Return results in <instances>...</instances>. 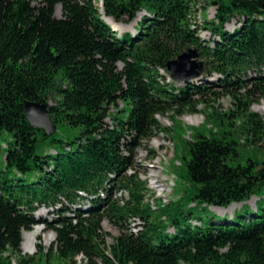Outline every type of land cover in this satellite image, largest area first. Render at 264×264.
Segmentation results:
<instances>
[{
	"label": "trees",
	"instance_id": "16d2710c",
	"mask_svg": "<svg viewBox=\"0 0 264 264\" xmlns=\"http://www.w3.org/2000/svg\"><path fill=\"white\" fill-rule=\"evenodd\" d=\"M197 2L0 0V264H37L20 251L22 232L37 224L55 233L35 253L44 264H77L79 256L80 264H264V161L231 166L232 141L196 133L182 152L187 187L157 213L145 205L141 184L124 175L142 142L180 131V125L162 128L157 115L196 112L192 96L209 89L175 87L163 73L168 60L190 47L203 60L205 77L215 73L222 87L246 89L232 94L244 145L264 139V119L250 110L255 98H264V0H209L215 14L201 24ZM140 12L135 33L118 35L108 21L130 22ZM233 18L238 25L227 30ZM199 28L213 36L201 39ZM24 100L47 105L54 134L31 127ZM117 101L123 106L111 113ZM226 118L229 124L237 115L229 110ZM59 127L78 134L63 141ZM116 187L129 199H113ZM253 197L249 211L244 205ZM233 204L241 208L229 219L203 223L191 212ZM41 207L55 217L35 220ZM134 219L145 222L136 234L127 225ZM103 220L120 231L111 245Z\"/></svg>",
	"mask_w": 264,
	"mask_h": 264
},
{
	"label": "rangeland",
	"instance_id": "374dc122",
	"mask_svg": "<svg viewBox=\"0 0 264 264\" xmlns=\"http://www.w3.org/2000/svg\"><path fill=\"white\" fill-rule=\"evenodd\" d=\"M206 2H209V0H198L197 2V24H201L204 18L206 20H212L214 17L215 6ZM54 13L57 17L61 16L60 5L55 7ZM142 13L143 12L138 13L135 19L126 23L114 22L111 19L108 20L111 27L118 35L123 32L135 33L136 22L139 20ZM237 25V18H233L230 22L225 24V28L227 30H232ZM198 35L203 40H209V38L213 36V33L208 29L199 28ZM121 66V63H117L118 68H121ZM163 73L165 74L166 72ZM202 76L201 79H195L192 83L208 86L209 89L204 91L205 94L203 96H192V100H195L194 102L197 104L196 112L184 111L181 115H175L174 118H172L169 112L164 115V117H161V115H157L156 117L162 128H171L174 130L177 125H180L178 126L180 127V131H175L176 133L173 132L170 134L164 132L156 133L150 140L142 142L140 147L132 151L133 166L124 175L126 177H134V180L141 184V187L145 190L144 203L153 210V213H157V209L162 206L171 205L173 202L177 201L183 194L184 189H186L187 184L180 176L182 152L184 151L186 143L195 139L196 133L209 139L220 140L226 137V139L232 141L236 146L237 156H233L228 162L231 166L242 165L247 160L256 162L264 161V139L258 143H254L253 147L244 145L245 137L244 134H242L243 123L240 118L241 113L236 112L240 104L233 98L232 94H240L245 92L246 89L222 87L219 82V75L215 73L209 77H205V74ZM166 78L169 80L168 76H166ZM182 85H184L182 82H174L175 87H180ZM200 98H203L202 100L205 101H199ZM49 103L53 104V101L49 100ZM122 106V102L117 101L116 105L110 107V112L115 113ZM214 110L215 114H213ZM229 110H232L233 113L237 115V119H234L232 123L228 124L226 114ZM250 110L264 119V98H255L250 104ZM221 114H225V117H220ZM217 118L220 119L219 121L223 120L225 123H219ZM110 122L109 119H106L108 125L111 124ZM77 134V131H69L65 127H59L56 131V135L67 142L73 140ZM50 154H53V151H50ZM120 192L121 190L116 187L113 196L124 198V200L129 199L127 191H124L122 194H119ZM257 199V197L251 198L244 205V208L253 211ZM87 204V202L82 203V208H86ZM193 205L194 204H191L190 207ZM240 208V204H233L226 209L209 207L207 210H201L200 207H197L191 209V212L195 217H200L201 221L205 223L208 222L209 217H215L217 220L224 217L229 219L232 217L234 211L236 210L235 213H237ZM242 212L244 213V209ZM54 217L55 214L52 209L42 207L34 214L35 220L43 218V220L48 222ZM196 222L198 223V221ZM127 225L129 228H132L133 231H136L137 227L140 229L138 231H141L144 228L145 222L142 220H130ZM101 228L103 233H105L104 238L106 245H111L113 239L120 234V231L107 220L102 221ZM36 232H39V234L32 237L33 233ZM173 232L174 230L172 227L167 229V233L170 234ZM54 241V232L47 230L42 224L34 225L30 231L22 232V242L20 245L21 255L34 256L35 263L44 264V261L39 260V257L35 253L39 247L47 249ZM27 246L32 248L30 253L26 251L28 248ZM75 260L77 264H80L82 262V257L79 256ZM50 264L59 263L56 259H52Z\"/></svg>",
	"mask_w": 264,
	"mask_h": 264
},
{
	"label": "water",
	"instance_id": "95a60500",
	"mask_svg": "<svg viewBox=\"0 0 264 264\" xmlns=\"http://www.w3.org/2000/svg\"><path fill=\"white\" fill-rule=\"evenodd\" d=\"M197 58V49L190 47L175 58L168 60L165 69L169 78L174 82L183 83L201 78L204 72V62ZM23 112L32 128L43 130L46 136L54 134L55 126L45 103L24 100Z\"/></svg>",
	"mask_w": 264,
	"mask_h": 264
},
{
	"label": "bare ground",
	"instance_id": "6f19581e",
	"mask_svg": "<svg viewBox=\"0 0 264 264\" xmlns=\"http://www.w3.org/2000/svg\"><path fill=\"white\" fill-rule=\"evenodd\" d=\"M108 19V18H107ZM109 21V20H108ZM39 234V232H36V233H33V236L32 237H34V236H37ZM28 248H27V253H30L31 252V247H29V246H27Z\"/></svg>",
	"mask_w": 264,
	"mask_h": 264
}]
</instances>
